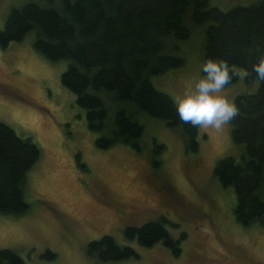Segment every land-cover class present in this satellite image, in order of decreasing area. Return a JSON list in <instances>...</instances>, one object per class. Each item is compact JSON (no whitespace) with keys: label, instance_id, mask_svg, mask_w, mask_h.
<instances>
[{"label":"rangeland","instance_id":"rangeland-1","mask_svg":"<svg viewBox=\"0 0 264 264\" xmlns=\"http://www.w3.org/2000/svg\"><path fill=\"white\" fill-rule=\"evenodd\" d=\"M34 1L60 6V0ZM208 1L223 11L260 2ZM25 2L0 0V29L11 9ZM207 25L193 26L191 36L177 42L173 53L184 58L182 66L152 77L174 101L202 75ZM36 37L31 30L23 40L0 46V122L40 149L23 185L29 208L0 213V248L15 250L24 264H264V219L238 222L235 189L214 174L220 159L241 161L245 151L231 122L219 131L199 127V149L190 151L179 130L141 112L138 149L123 143L100 148L101 133L91 130L86 109L61 83L68 60L48 59L35 48ZM259 84L239 78L225 86V94L235 100L257 92ZM104 97L110 123L115 108ZM159 219L166 220L178 254L162 241L142 246L124 235L127 226ZM107 234L138 256L104 262L91 255L89 243ZM47 251L55 256L47 258Z\"/></svg>","mask_w":264,"mask_h":264},{"label":"trees","instance_id":"trees-1","mask_svg":"<svg viewBox=\"0 0 264 264\" xmlns=\"http://www.w3.org/2000/svg\"><path fill=\"white\" fill-rule=\"evenodd\" d=\"M206 22L205 59L224 58L230 65L247 68L251 74L245 82L260 83L257 92L235 99L240 112L231 123L235 141L245 145L242 160L225 157L214 168L223 186L234 187V214L247 225L264 219V80L251 72L253 62L264 54V3L223 11L208 0H60V6L55 1L42 5L26 0L9 12L0 29V46L21 41L36 30L34 45L39 52L53 61L68 60L61 83L86 109L91 130L101 133L100 148L123 143L138 149L144 132L138 115L145 112L179 130L186 149L197 151L199 127L179 120L174 99L157 89L152 77L184 64V58L173 53L177 42L188 39L193 26ZM104 95L115 108L110 123ZM39 157L40 149L31 137L23 138L0 122V213L29 208L23 185ZM165 222L127 226L124 235L142 246L162 241L178 254L180 248ZM88 250L104 262L138 256L108 234L92 240ZM44 256L53 258L55 253L47 251ZM0 264H24V260L15 250L0 248Z\"/></svg>","mask_w":264,"mask_h":264},{"label":"clouds","instance_id":"clouds-1","mask_svg":"<svg viewBox=\"0 0 264 264\" xmlns=\"http://www.w3.org/2000/svg\"><path fill=\"white\" fill-rule=\"evenodd\" d=\"M198 71L202 75L193 77V82L175 97L178 118L193 127L222 130L240 112L235 100L225 94V86L251 73L247 68L230 65L224 58L211 57L204 59ZM251 72L264 80V54L253 62Z\"/></svg>","mask_w":264,"mask_h":264}]
</instances>
